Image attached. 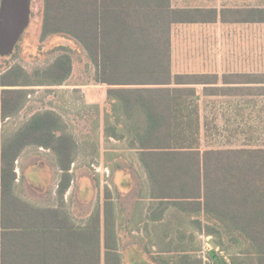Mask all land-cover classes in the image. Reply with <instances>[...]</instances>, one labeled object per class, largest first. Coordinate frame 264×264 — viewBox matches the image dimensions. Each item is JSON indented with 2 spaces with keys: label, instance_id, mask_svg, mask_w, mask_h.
Here are the masks:
<instances>
[{
  "label": "trees",
  "instance_id": "trees-1",
  "mask_svg": "<svg viewBox=\"0 0 264 264\" xmlns=\"http://www.w3.org/2000/svg\"><path fill=\"white\" fill-rule=\"evenodd\" d=\"M249 14L250 23H264V9ZM199 16V10L172 9L170 0H44L41 40L63 34L82 46L95 69V84L106 86L105 134L132 152L145 171L148 190L140 197L145 192L140 183L131 212L124 194L114 199L109 189L102 206L92 211L91 203L78 202L73 214L80 217L79 226L71 222L70 212L31 202L47 201L48 193L34 188L25 171L44 163L34 158L18 175L16 162L31 148L48 151L53 158L48 185L53 169L60 172L54 195L62 199L70 187L76 143L51 111L7 129L1 123L24 108L28 92L0 90V264H125L129 247L152 264H226L214 250L205 251L210 263H204L179 244L159 250L156 236L126 234L144 198L155 203L152 234L185 240L192 230L212 237L221 251H231L234 261L264 264V148L202 149L198 86L204 77L172 73V25L197 22ZM70 72L71 60L63 55L41 76L46 85L57 86ZM25 75L20 68L9 69L0 87L31 86ZM105 156L109 164L122 155ZM112 165L125 168L121 162ZM19 186L26 197L17 194Z\"/></svg>",
  "mask_w": 264,
  "mask_h": 264
},
{
  "label": "rangeland",
  "instance_id": "rangeland-1",
  "mask_svg": "<svg viewBox=\"0 0 264 264\" xmlns=\"http://www.w3.org/2000/svg\"><path fill=\"white\" fill-rule=\"evenodd\" d=\"M43 9L44 0L32 1L27 29L16 44L13 53L5 58L0 57V77L9 69L17 67L26 74L24 79L32 84L27 87H0V90L22 89L28 92L24 108L15 117L5 120L1 124L5 125L7 129H14L37 112L51 111L55 113L60 117L66 130L76 143V161L71 169L73 170L74 182L79 183L76 195L80 201L90 202L92 211L93 205L103 203L104 190L109 188L113 192L114 199L118 198V193L124 194L125 198L123 200L125 201L123 203L125 207H127V204L129 205L127 212H131L138 197V192L135 191L139 189L140 183H143L144 176L134 169L135 159L132 158V152L127 151L125 148V143L109 140L105 134L107 123L104 117L105 111L109 110L106 103V86L95 84V69L82 46L74 38L63 34H54L41 40ZM199 30V28L188 27L176 30L174 39L175 55L172 63L175 72L198 71L200 69L198 61L201 54L198 53L202 48V42L199 38ZM250 35L252 37L250 38V53L264 55V29L261 26L251 27ZM211 45H213L212 40ZM192 49L195 51L194 53L190 52ZM63 55L69 56L71 60V72L60 85H46V78L41 76V73ZM191 58L196 59V63H190ZM261 65L263 64L261 63L258 66L261 68ZM262 122V120L259 121V123ZM259 126L263 127L262 124ZM262 131H264V128H260L258 135H256L257 144L259 145H264ZM205 143H210L213 146L214 140H206ZM105 153H108L109 157L110 154L122 155L118 160H110V163L121 162L126 168L127 173L123 181L124 183L129 182L131 189L125 188V193L114 187L113 182L117 179L112 175L110 169L103 168ZM97 154H99V157H96ZM34 158L43 161L44 167L40 165L29 167L26 171V178L34 188L48 193L44 197L47 202L53 201L56 199L54 193L59 174L53 169V181L52 185L49 186L48 165L52 164L53 158L48 151L31 148L16 162V167L19 169L25 164H29L30 160ZM47 186L50 187L49 190ZM17 194L19 196L23 194L26 197L22 186L18 187ZM73 194H75V191L73 193L69 191L66 197L68 199L72 198L75 196ZM142 195L145 196L146 192L140 193V197ZM191 231L186 233L188 238L185 240L164 239V237L162 238V232L157 231L152 235L153 237L156 236L154 241L157 243L159 250H172L175 244H179L178 248L180 250L186 251L195 258H201L204 263H210L205 252L211 250L209 243L206 242V238H199L196 233H191ZM169 238H175V236H169ZM201 246H203L202 252H200ZM215 252L223 258L226 264H249L248 262L244 263L241 258L234 261L232 252L221 251L219 246ZM145 258L148 260V257L144 255V260ZM147 262L143 261V263L138 264H148Z\"/></svg>",
  "mask_w": 264,
  "mask_h": 264
},
{
  "label": "crops",
  "instance_id": "crops-1",
  "mask_svg": "<svg viewBox=\"0 0 264 264\" xmlns=\"http://www.w3.org/2000/svg\"><path fill=\"white\" fill-rule=\"evenodd\" d=\"M170 5L172 9L176 10L200 11L197 22H182L172 25L171 68L173 74H198L204 77L205 81L198 86L202 148L220 150L264 148V145L257 144L256 138L259 129L264 128V55L250 53V38H252L250 29L256 26H261L264 29V23H250L249 20L250 9H264V0H170ZM185 27L200 29L199 38L202 48L198 53L201 54L199 61L197 60L200 63V69L198 71L175 72L172 65L175 55V33L179 28ZM211 40L213 45H211ZM190 52L194 53L195 51L192 49ZM194 58H191L190 63H196ZM261 63L263 65L260 68L258 65ZM251 112L253 113L251 114ZM260 120L263 122L259 123ZM260 124L263 127H260ZM262 134L264 136V131ZM210 139L214 140L213 146L210 143H205ZM109 140L113 139L109 138ZM134 164V169L144 176L143 184L146 192L148 182L145 171L136 160ZM103 168L110 169L112 175L117 179L113 182L115 188L123 193H125V188L131 189L130 183L127 182V184L123 181L127 173L125 168L121 167L117 170L114 165L111 166V163H104ZM17 169L16 172L19 175V169ZM56 172L60 174L57 170ZM70 174L72 179L67 193L75 191L77 194L79 183L74 182L72 169ZM59 179L60 177L57 184ZM67 193L62 199L50 202L32 200L31 202L45 209L70 212L71 222L75 226H79L80 217L77 213L73 214V208L81 201L78 197L74 201L71 198L68 199ZM87 203L90 204L88 201ZM154 204L148 198H144L136 204L133 213L135 223L130 226V231H126V234L136 238L152 237L151 227L153 226L149 219L153 213ZM101 206L102 204L93 205V209ZM173 210L170 209L168 214H172ZM197 236L212 238L205 237L203 233H198ZM123 260L125 264L148 261L146 258L144 260V255L136 247H129L123 255ZM147 263L152 264L149 261Z\"/></svg>",
  "mask_w": 264,
  "mask_h": 264
},
{
  "label": "water",
  "instance_id": "water-1",
  "mask_svg": "<svg viewBox=\"0 0 264 264\" xmlns=\"http://www.w3.org/2000/svg\"><path fill=\"white\" fill-rule=\"evenodd\" d=\"M33 0H0V57L10 56L16 44L25 32L30 21V9ZM211 250L218 245L208 239Z\"/></svg>",
  "mask_w": 264,
  "mask_h": 264
},
{
  "label": "built area",
  "instance_id": "built-area-1",
  "mask_svg": "<svg viewBox=\"0 0 264 264\" xmlns=\"http://www.w3.org/2000/svg\"><path fill=\"white\" fill-rule=\"evenodd\" d=\"M206 240H207L206 242L208 243V238H206Z\"/></svg>",
  "mask_w": 264,
  "mask_h": 264
}]
</instances>
